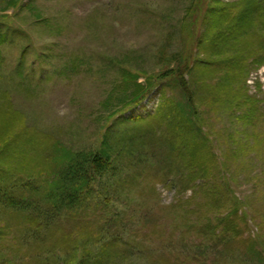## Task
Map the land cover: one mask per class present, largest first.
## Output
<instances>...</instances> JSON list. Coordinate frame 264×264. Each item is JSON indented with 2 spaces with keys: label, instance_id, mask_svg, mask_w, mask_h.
<instances>
[{
  "label": "rangeland",
  "instance_id": "374dc122",
  "mask_svg": "<svg viewBox=\"0 0 264 264\" xmlns=\"http://www.w3.org/2000/svg\"><path fill=\"white\" fill-rule=\"evenodd\" d=\"M244 2L0 0V29L7 35L1 47L0 105L13 109V132L0 150L13 143L14 175L26 180L36 165L48 163L47 138L76 153L99 150L106 130L116 142L130 135L136 118L157 109L162 84L178 80L170 71L182 62L180 67L189 64L184 78L191 92L167 91V96L187 105L190 110L182 115L187 125L193 129L196 123L207 135L209 142L197 144V155L214 176L187 185L189 170L129 160L126 169L118 164L116 175L95 185L86 205L56 215L46 227L30 224L29 214H8L0 207V264H264L262 23L249 14L251 32L229 51L205 47L226 29L213 31L218 18L237 16ZM233 57L245 61L236 71L239 78L223 90L222 73L210 64ZM125 71L137 75L139 83L153 84L144 100L129 108L120 107L118 99ZM216 87L220 102L212 100ZM248 110L255 118L247 117ZM184 126L178 119L173 125L182 139L188 136ZM156 128L167 131L163 123ZM4 164L9 166L0 160ZM209 186L220 193L217 199L211 200ZM235 213L240 236L213 254L204 233L216 218ZM249 243L257 256L246 253ZM226 251H232L233 263L228 258L226 263Z\"/></svg>",
  "mask_w": 264,
  "mask_h": 264
},
{
  "label": "trees",
  "instance_id": "16d2710c",
  "mask_svg": "<svg viewBox=\"0 0 264 264\" xmlns=\"http://www.w3.org/2000/svg\"><path fill=\"white\" fill-rule=\"evenodd\" d=\"M209 12L211 14L212 9ZM236 14L237 16L232 19L222 17L218 18V21L214 23L213 31H218L219 27L223 25H226V29L224 32L218 31L219 35H216L215 44L211 42L209 47L205 46L208 51L217 53L218 49L223 50L225 47L229 51L230 46L234 42L243 39L245 35L251 32V25L254 20L252 19L253 21H251L250 17L249 19L247 18L252 14L257 17V20L260 19L264 29V0H245L244 5L241 8L238 7ZM237 24H241L239 29ZM6 42L7 35L0 29V59L2 56L1 47ZM244 61L240 57H233L210 64V66H214L222 73L220 83H226L225 85H227L223 90L229 88L228 82L234 83L239 78V74L236 71L242 68ZM181 63L177 62L176 68L174 67L170 71L177 74L178 80H173L171 84H162L160 102L155 112L146 117L136 118L135 123L130 125L131 127L129 126L130 135L122 136L117 142L113 140L110 132L106 130L99 150L75 153L68 150L59 141L50 142L49 138H47L45 141H48V143L44 144L45 152L43 155L49 156L46 158L48 163L44 164L43 168H39L36 165L34 172L29 174V178L26 180L13 174V166L10 165L13 160V143L7 142L2 148L3 150H0V160L9 163V166L0 165V207L4 211H8V214L13 212L29 214L32 217V223L29 222L30 224L37 228L46 227L56 218V215L68 213L75 208L86 205L96 190L95 185L100 186V180L105 178V176L116 175L120 164L122 165L120 170L122 168L126 169L124 168L125 162H129V160L138 163L144 161L147 163L151 160L155 162L154 169L160 167L164 168L163 170L172 172L189 170L191 174L185 180L187 185H192L197 179L202 177L203 180L214 178L210 174L208 166L205 167L197 155V144L199 143L206 147L209 142L207 135H201L203 132L196 123L193 129L190 128L193 127V124L187 125L189 122L187 123V119L182 116L186 113L185 111L190 110L187 105L176 104L173 97L167 96V91H177L180 96L191 92L184 78L185 74L188 73L189 64L184 63V66L180 67ZM121 75L122 96L118 98L120 107L129 108L139 104L150 93V87L153 84L147 80L145 84L139 83L137 75L129 71L122 72ZM214 91L212 100L220 102L222 100L220 87ZM189 96L191 97V95ZM9 105H0V147L4 145L5 141H7L6 138L10 137L13 132L11 130L13 109ZM246 114L248 118H255L250 110ZM177 119L185 124L184 128L188 129L186 131L188 136L186 135L183 139L179 138L178 133L173 129L174 122ZM132 120L133 118L130 121ZM159 123H163L167 127V131L163 132V134L158 131L159 127L156 128ZM159 133L161 136H159ZM44 159V156H42L40 162L43 163ZM192 187L184 188V190H190ZM225 189H227V186ZM207 193L211 200L217 199L218 195H220V193L217 194L215 186L207 187ZM236 216L237 213L234 214L233 218L230 216L216 218L215 223L212 221L211 226L203 224V226H209V229L204 233V238L209 239L205 243L212 242L213 254H215L217 247L218 249L222 247L224 250V248L230 247L235 242L234 240L240 236L239 230H237L234 223L237 221ZM244 245H246L247 254L258 255L253 243ZM227 251L224 254V259L226 261L228 258L229 262L233 263L234 258L230 255L232 251H230L229 255ZM194 260L198 261L197 259ZM89 264H99V260H93Z\"/></svg>",
  "mask_w": 264,
  "mask_h": 264
}]
</instances>
